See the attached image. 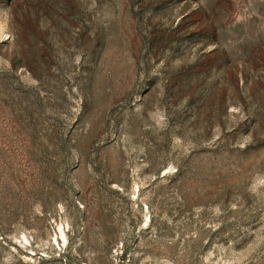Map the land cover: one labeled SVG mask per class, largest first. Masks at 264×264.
I'll return each instance as SVG.
<instances>
[{
	"label": "rangeland",
	"instance_id": "rangeland-1",
	"mask_svg": "<svg viewBox=\"0 0 264 264\" xmlns=\"http://www.w3.org/2000/svg\"><path fill=\"white\" fill-rule=\"evenodd\" d=\"M0 264H264V0H0Z\"/></svg>",
	"mask_w": 264,
	"mask_h": 264
}]
</instances>
